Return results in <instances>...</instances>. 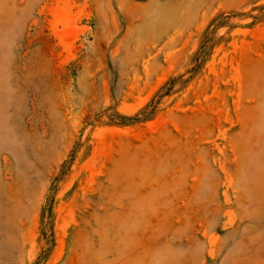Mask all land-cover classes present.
<instances>
[{
    "label": "rangeland",
    "instance_id": "rangeland-1",
    "mask_svg": "<svg viewBox=\"0 0 264 264\" xmlns=\"http://www.w3.org/2000/svg\"><path fill=\"white\" fill-rule=\"evenodd\" d=\"M0 264H264V0H0Z\"/></svg>",
    "mask_w": 264,
    "mask_h": 264
}]
</instances>
